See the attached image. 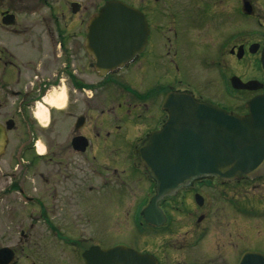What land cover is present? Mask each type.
<instances>
[{
    "label": "flooded vegetation",
    "instance_id": "1",
    "mask_svg": "<svg viewBox=\"0 0 264 264\" xmlns=\"http://www.w3.org/2000/svg\"><path fill=\"white\" fill-rule=\"evenodd\" d=\"M56 1L0 0V91L15 106L11 118L0 124L4 128L12 124L8 133L18 120L32 135L17 152H5L8 140L0 152V249L8 247L14 252L10 264L22 255L26 264H34L33 240L49 236L60 240V264H84L83 252L97 246L95 207L103 201L113 204L111 218L118 234L130 235L136 245L126 246L153 256L155 264H240L245 253L264 254L255 246H264V188L260 189L264 174L231 180L198 177L159 198L155 209L146 213L156 193L155 181L138 152L147 136L167 120L162 103L169 93L187 92L238 115L248 113V99L264 95L260 63L264 34L253 40L239 31L241 17L250 19L249 25L264 27V0H132L130 5L147 21L145 47L123 67L105 75L99 74L86 51V30L74 33L60 25ZM72 3L78 6L76 12H72ZM69 6L73 15L78 13L77 1ZM192 12L213 14L211 23L221 22L224 13L235 21L233 33L226 38L222 33L223 39L194 64L183 41L192 30ZM164 26L176 35L167 44ZM254 44L257 50L250 52ZM247 56L255 58L257 77L242 78L239 73L238 65ZM232 76L243 82L256 79L263 87L233 88ZM63 77L71 86L64 91L63 105H48L45 99L54 90L60 94ZM219 98L237 102L231 108ZM39 104L47 110L46 125L32 111ZM56 111L71 119L54 160L60 188L41 192L35 190L32 178L48 175L42 165L53 158L48 157L46 139L40 152V140L34 137L47 128ZM28 112L25 120L23 115ZM246 186L253 199H245L247 191L241 190ZM129 196L134 197L131 215L129 210L124 212ZM49 201L60 212L49 211ZM17 233L19 243L14 242Z\"/></svg>",
    "mask_w": 264,
    "mask_h": 264
},
{
    "label": "water",
    "instance_id": "2",
    "mask_svg": "<svg viewBox=\"0 0 264 264\" xmlns=\"http://www.w3.org/2000/svg\"><path fill=\"white\" fill-rule=\"evenodd\" d=\"M71 7L76 12L77 4ZM147 34V21L141 11L123 1L108 0L89 20L85 48L96 70L105 75L141 52ZM256 50V44L250 46V52ZM260 63L264 71V43ZM230 82L237 89L263 87L256 79L243 82L237 76H232ZM162 106L168 112L167 120L138 149L141 163L155 181L156 193L146 213L155 209L159 198L198 177L231 180L264 174V95L245 102L246 115L198 100L187 92L167 94ZM6 125L4 128L0 124V152L6 144V130L12 127L9 122ZM82 256L84 264H155L153 256L125 245L92 246ZM13 258L10 248L0 249V264H10ZM240 264H264V254L245 253Z\"/></svg>",
    "mask_w": 264,
    "mask_h": 264
},
{
    "label": "rangeland",
    "instance_id": "3",
    "mask_svg": "<svg viewBox=\"0 0 264 264\" xmlns=\"http://www.w3.org/2000/svg\"><path fill=\"white\" fill-rule=\"evenodd\" d=\"M71 1L78 2L80 5V9L77 14L73 15L71 12V8L69 6V3ZM128 4H134L132 0H120ZM105 0H57V6L60 8V25L66 30L67 28L69 31L77 32L82 31V33L85 32L87 29L88 20L94 13L97 12L98 8L103 5ZM191 17V25L192 30L188 31L186 35L184 36V44L187 43V51L190 56V60H192L193 64L197 58H199L202 54L210 51L214 48V46L217 45V42L221 40V34H224V38L229 36L233 33V30L235 28V21L232 15H229L227 13H224L223 16H221V22L218 23H211L212 21L209 20L211 17H213V14H197V13H190ZM216 19V18H215ZM208 20V21H207ZM250 20V19H249ZM249 20L247 18L241 17L240 21V27L239 31L241 35H248L253 40L259 39L261 35L264 34V27L259 28L256 26L249 25ZM207 22V24H206ZM74 30V31H73ZM87 31V30H86ZM71 32V33H72ZM163 32V39L167 42V39L169 41H174L176 38V35L171 27H162ZM70 33V32H69ZM177 36H179V32L177 33ZM180 36L178 37V39ZM223 39V37H222ZM80 41L82 38L79 39ZM225 40V39H224ZM258 64V63H257ZM240 69V75L243 77H251L255 76L257 77L259 75L258 72V66L255 65V58L252 56H247V58L243 59L240 64L238 65ZM124 71L120 72L119 74H123ZM98 79V78H97ZM259 79V78H258ZM211 86V84H210ZM68 88L71 89L69 81L66 79V77L61 78L60 82V93L61 90H68ZM212 89V87H210ZM211 91V90H209ZM214 91V90H212ZM54 102H59L60 94L59 91L54 90L53 93L48 97ZM220 100H224L225 104L229 107H234L237 100L236 99H226V98H219ZM244 97L241 98V103L244 101ZM12 99H10L6 93H3L0 91V121L4 122L8 118H11V116L15 113V106L12 105ZM6 104V105H5ZM10 106V107H8ZM27 111V110H25ZM35 113L38 111L36 108L33 109ZM30 111V112H32ZM25 114V113H24ZM29 115V112L25 115H23L24 119L26 120ZM47 115V113H46ZM70 118L60 116V113L58 111L52 113V120L50 121V124L42 131H39V134H41L39 137H34L35 140H40V148L39 151L43 152L44 147L42 145L43 138L46 139L48 145H50L49 149V155L48 157L53 158L52 160H48L47 164L42 165V169L44 171L48 172V175L45 174L44 177H40L41 179L36 178L33 176L32 178V184L35 187V190H42L46 188H54L55 189L60 188V174L57 171V165L54 163V160H56L60 154V137L67 136L68 135V122L70 121ZM49 121V117L47 115L46 122L43 125H46ZM15 126L14 129L9 131L7 134V140L8 144L6 146L5 152H17L19 148H22L23 145H27V138L29 137L31 139L32 135L29 134L28 130L29 128L27 126L23 127L21 123L18 120H14ZM43 136V137H42ZM41 149V150H40ZM51 173V174H49ZM47 178V181L45 179ZM133 188H137L134 186ZM241 187L240 189H242ZM264 188V181L262 182V185L260 189ZM249 186H246L247 191L246 195L247 197L245 199H253L251 191H248ZM259 190V188H257ZM257 193V192H256ZM255 193V194H256ZM245 194V193H244ZM254 194V196H255ZM243 198V197H242ZM129 204L127 202L128 208H124V212L129 210V215L133 212V202L134 197L129 196L128 199ZM132 203V204H131ZM50 204V205H49ZM49 207L48 210H54L55 212H60V207L55 206L52 207L51 203L49 201ZM131 204V205H130ZM261 204L264 206V200L261 201ZM113 204L107 203V202H99L96 205V216L98 217V232L95 236L94 240L97 243V246H109V245H131L136 247L133 243L130 242L131 236L128 234H118V230L116 228L115 221L111 218V213L113 210ZM19 234H16L14 242L19 243ZM261 245V246H258ZM256 247L262 248L261 251H264V246L262 244H255ZM33 260L34 264H60L61 262V252H60V240L54 239L52 236H49L45 239H34L33 240ZM43 255L44 258L41 259L40 256ZM15 264H26L24 257L22 255L21 258H19L18 261L15 262Z\"/></svg>",
    "mask_w": 264,
    "mask_h": 264
},
{
    "label": "bare ground",
    "instance_id": "4",
    "mask_svg": "<svg viewBox=\"0 0 264 264\" xmlns=\"http://www.w3.org/2000/svg\"><path fill=\"white\" fill-rule=\"evenodd\" d=\"M63 101H64V90H61V93H60V98H59V102H54L53 100H51L50 98H47L45 99V102L48 104V105H53V106H56V107H61L63 105ZM37 112L35 113L36 117L38 118V120L41 122V123H45L46 122V118H47V115H46V108L45 106H43L42 104H39L37 106ZM41 150V149H40Z\"/></svg>",
    "mask_w": 264,
    "mask_h": 264
}]
</instances>
